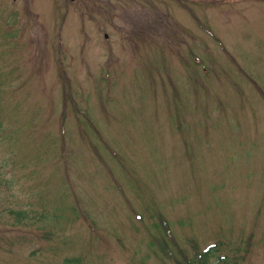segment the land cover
Returning <instances> with one entry per match:
<instances>
[{
  "label": "rangeland",
  "instance_id": "obj_1",
  "mask_svg": "<svg viewBox=\"0 0 264 264\" xmlns=\"http://www.w3.org/2000/svg\"><path fill=\"white\" fill-rule=\"evenodd\" d=\"M209 244L264 264V0H0V264Z\"/></svg>",
  "mask_w": 264,
  "mask_h": 264
},
{
  "label": "trees",
  "instance_id": "obj_2",
  "mask_svg": "<svg viewBox=\"0 0 264 264\" xmlns=\"http://www.w3.org/2000/svg\"><path fill=\"white\" fill-rule=\"evenodd\" d=\"M24 218H27L28 217V214L23 216ZM17 220V219H16ZM217 244L213 245V244H209L206 246V249H204L202 252H199L197 257V262L196 264H206L210 257H214L215 258V261L212 263V264H219L218 261L219 260H225L223 263L221 264H227V260H226V256L222 257V256H219L218 252V247H216ZM82 259L79 257V256H72V257H66L64 259V263L63 264H82ZM194 260L192 259H189L187 261H185L184 263H179V264H192ZM83 264H86L83 260Z\"/></svg>",
  "mask_w": 264,
  "mask_h": 264
}]
</instances>
